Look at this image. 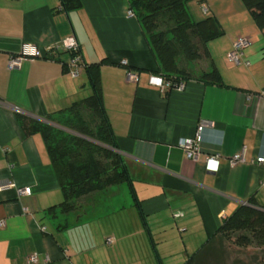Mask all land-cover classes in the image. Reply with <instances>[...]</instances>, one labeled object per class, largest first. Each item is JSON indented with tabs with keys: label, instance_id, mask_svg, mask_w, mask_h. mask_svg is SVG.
I'll return each instance as SVG.
<instances>
[{
	"label": "crops",
	"instance_id": "0c3cea01",
	"mask_svg": "<svg viewBox=\"0 0 264 264\" xmlns=\"http://www.w3.org/2000/svg\"><path fill=\"white\" fill-rule=\"evenodd\" d=\"M129 9L127 0H84L71 11L60 0H0V183L31 188L28 196L0 190V264H26L34 252L38 264H184L191 257L193 264H217L221 223L251 200L264 207V165L255 162L264 157V28L241 0H190L191 18L214 16L223 34L198 60H179L187 73L182 90L162 92L148 82L157 63ZM69 35L85 65L76 76L68 72L70 52L54 48ZM241 36L250 40L241 56L248 65L227 59ZM27 44L41 54L9 69L10 57ZM97 63L130 182L83 195L75 210L62 212L47 144L29 129L92 95L87 67ZM213 68L220 83L202 81ZM128 70L138 73L137 82L126 81ZM80 110L96 124L89 108ZM202 122V153L191 161L177 143ZM212 153H219L216 165L206 162ZM236 154L243 161L231 166Z\"/></svg>",
	"mask_w": 264,
	"mask_h": 264
},
{
	"label": "trees",
	"instance_id": "16d2710c",
	"mask_svg": "<svg viewBox=\"0 0 264 264\" xmlns=\"http://www.w3.org/2000/svg\"><path fill=\"white\" fill-rule=\"evenodd\" d=\"M84 0H60L65 11L76 10ZM134 17L143 28L145 41L157 63L152 72L165 79L178 81L187 76L185 70L179 67V59L183 57L189 62L201 58V52L207 54V42L221 36L223 29L214 16H206L195 21L191 18L187 3L190 0H127ZM250 11L254 21L264 28V0H241ZM169 12L174 25L170 30L159 29L156 19L158 15ZM99 63L87 67L92 95L84 98L81 103H74L60 119H48L58 125L57 131L71 138L70 142L77 148L85 149L87 157L78 165L67 167L62 161L65 153L61 143H51L54 128L46 122H33L29 131H40L47 144V149L61 189L64 201L61 211L73 210L71 199L79 198L93 191L106 189L107 186L130 182L122 158L116 152L115 135L107 119L99 85ZM205 83H220L218 72L213 68L201 75ZM89 108L96 117V124L89 128L80 113V106ZM63 120V124H58ZM93 149L101 152L107 160V168H101L93 156ZM109 164V165H108ZM67 167V168H66ZM264 229V207L254 201L247 202L225 219L217 230V234L225 235L230 231ZM184 264H193L192 257Z\"/></svg>",
	"mask_w": 264,
	"mask_h": 264
},
{
	"label": "built area",
	"instance_id": "2783aa9c",
	"mask_svg": "<svg viewBox=\"0 0 264 264\" xmlns=\"http://www.w3.org/2000/svg\"><path fill=\"white\" fill-rule=\"evenodd\" d=\"M203 12H207L208 8L204 6L202 8ZM129 17H134L133 11H128ZM250 44V40L247 37H238L232 43L231 50L227 53V59L233 64L244 63L246 65L249 64V61H243L241 56L243 54L244 48H246ZM56 50L68 51L71 54V58L68 62V72L72 76H76L78 69L81 66H85L82 58V54L80 52L79 44L74 35H69L63 38L60 41L59 45L54 47ZM40 51H38L33 45L27 44L25 46L24 52L19 56L10 57L8 60V68L15 69L21 65V62L25 59L38 57L40 55ZM122 64H126V61H122ZM126 81L127 82H137L138 73L132 70H128L126 73ZM148 82L150 85L155 86L160 89V91L164 92L168 89H179L182 90L184 88V81H172L165 79L163 76L159 74L151 73L148 76ZM15 110L19 113H22L21 110L15 108ZM203 122L200 123L195 131V134L192 138H181L177 145L182 149L185 154V157L191 161H197L200 157L201 151V131H202ZM219 160V153H212L206 155V162L211 165H216ZM243 161V157L241 154H236L229 159V163L231 166L235 165L238 162ZM255 162L264 165V157H256ZM261 186L264 187V180L261 181ZM6 188H14L19 196H28L31 194V188L29 186L17 187L16 184L12 181H5L0 183V190ZM246 204V203H244ZM6 222L4 220H0V227H4ZM107 243H110L111 239L107 238ZM38 253H30L27 255L25 259L26 264H38Z\"/></svg>",
	"mask_w": 264,
	"mask_h": 264
},
{
	"label": "rangeland",
	"instance_id": "374dc122",
	"mask_svg": "<svg viewBox=\"0 0 264 264\" xmlns=\"http://www.w3.org/2000/svg\"><path fill=\"white\" fill-rule=\"evenodd\" d=\"M159 29L170 30L174 21L169 12L158 15L156 19ZM183 60L181 57L179 60ZM186 60V59H185ZM89 128L94 126L91 117L86 114L83 115ZM54 128L51 129L52 138L51 143L56 145L61 143L63 151L62 161L67 167L70 165H78L87 157L85 149L77 148L72 142L71 138L64 133L57 131L56 123L48 122ZM60 120L58 124H63ZM93 156L98 160L101 168H107V160L103 157L100 151L93 149ZM109 165V164H108ZM66 167V168H67ZM72 208L75 210L77 199L72 198ZM222 240V245H217L216 252L217 264H264V229H250L240 231H230L225 235H218ZM209 264H215L213 258L210 259Z\"/></svg>",
	"mask_w": 264,
	"mask_h": 264
}]
</instances>
